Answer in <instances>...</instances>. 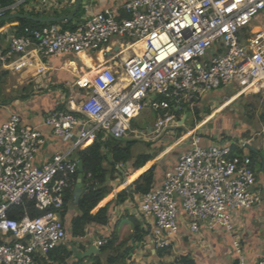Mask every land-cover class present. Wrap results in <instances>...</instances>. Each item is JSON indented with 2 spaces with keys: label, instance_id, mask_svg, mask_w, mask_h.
<instances>
[{
  "label": "built area",
  "instance_id": "2783aa9c",
  "mask_svg": "<svg viewBox=\"0 0 264 264\" xmlns=\"http://www.w3.org/2000/svg\"><path fill=\"white\" fill-rule=\"evenodd\" d=\"M28 1L0 6V17L33 9L35 4ZM38 4L46 11L58 7L54 0ZM81 7L82 18L72 31L47 24L24 27L17 34L13 25L7 51L0 52L3 67L27 54L47 59L100 52L103 59L76 79L78 91L63 109L43 116L42 125L53 136L67 139L76 133L69 150L55 152L40 164L43 132L25 125L17 113L0 123V264H47L48 254L68 240L59 212L76 181L74 152L99 134L102 140L156 139L179 127L177 111L194 109L220 85L236 90L222 106L264 91V23L253 31L254 22H264V0H125L119 12L106 8L93 14L89 6ZM114 40L116 46L111 45ZM145 110L156 113L149 135L131 128ZM206 136L197 129L185 133L186 151L158 186L141 195L138 212L147 239L155 250L170 248L183 218L192 234L203 228L232 236L237 264H264L249 262L233 235L234 214L260 203L251 159L233 153L232 145L243 144ZM25 199L41 215L30 218L26 212L10 218L9 209L22 206ZM105 243L96 241L95 246Z\"/></svg>",
  "mask_w": 264,
  "mask_h": 264
},
{
  "label": "crops",
  "instance_id": "0c3cea01",
  "mask_svg": "<svg viewBox=\"0 0 264 264\" xmlns=\"http://www.w3.org/2000/svg\"><path fill=\"white\" fill-rule=\"evenodd\" d=\"M54 1L57 3L58 7H53L49 11H46L39 6L38 0H34V8L24 14L29 15L33 13L35 15L31 16L35 17L39 14L43 17L71 14L73 10L72 7H74V5L71 4V0ZM124 2L125 0H83L82 6H89L92 14L106 8L119 12ZM75 16L72 20H75ZM81 18L82 15L77 19L80 21ZM12 23L15 22L10 21V25L7 24L0 29V52L5 53L7 51L8 36H10L13 31ZM118 43L117 40H114L111 45L116 46ZM93 59L101 63L103 61L102 54L100 52L94 54L80 53L76 56H51L47 59H40L31 54H27L18 57L17 60L15 59L14 63L10 62L6 67H3L0 63V123L7 120L12 113H17L20 115L25 125L37 127L43 132L46 142L37 155L38 163L41 164L47 161L55 152L66 151L72 147L75 140V132L67 139L57 138L51 134L48 128L42 125V119L46 113L55 110L56 107H64L69 96L75 95L78 91L74 85L76 79L98 64L95 63ZM39 69H42L41 73L38 72ZM6 81L17 82V85L11 86L12 90L8 87L5 88ZM14 89L16 91L15 94H18V96L10 101L6 96H8V94L12 95ZM17 101H24L25 104L23 106L18 105V103H16ZM226 106L227 105H224L220 109ZM177 112V114L182 113V117L177 122V125L179 126L178 128L184 132L187 109H182ZM217 112H219V110ZM153 116L155 117L154 120H156L155 112L145 110L131 122V128L139 130L135 125H137L138 120L141 118V122L145 124L144 126L148 133L149 127L152 128L154 124L150 122L154 118ZM212 116L213 115L209 118L211 119ZM176 118L178 117L176 116ZM145 119L147 123H144ZM259 126L260 128L257 131L249 129L250 134L245 136V139H229L243 144V154L250 157L249 154L251 153L252 169L256 176L254 191H256V194L260 197V203L255 208L248 211L236 212L233 216V235L240 239L245 258L251 263L257 260H264V234H261L260 231L258 232L256 227L259 225L258 229L264 232V134L260 122ZM176 128L171 127L166 129L162 137H164L168 131H174ZM245 129V131L248 130V128ZM191 130L194 129L191 128L190 131ZM186 132H188V130L185 131L181 137L176 139L173 144V140L166 139L164 142V145H166L165 151L160 153V155L157 154V160L154 158L148 161L152 162L148 169L156 165L155 186L161 183L164 172L175 163L177 158L184 151H186L187 140L182 139ZM215 138V136H210L212 141ZM168 153H171L173 157L169 160H164V157L168 155ZM146 154H151V152ZM131 162L123 166H117V169L124 167L123 170L126 180L127 177L134 172L127 173L128 170H126L130 166H128V164ZM115 177L113 181L109 182L111 191L91 211V214L94 215L99 209L107 208L106 224H91L85 230V237L72 239L69 229L71 220L78 214V210L76 207L71 206L65 217V224L70 239L61 244L62 246L68 247L71 245L70 248L72 250L75 248L77 252H84L91 245H95L96 241L105 240L107 242L109 240L113 244L109 253L126 254L125 264H164L170 261H174L173 264H181L178 262L181 257H189L194 264H237L235 255L232 251V236L220 230L207 231L203 228L200 229L198 234H192L187 228L183 218L180 222L179 235L172 241L168 253L164 254L162 257H159L158 250H155L154 247L150 245L147 239L148 235L145 236L142 241L136 242L133 238V227L135 222L139 223L142 230L146 228L145 221L140 218L138 212V202L141 196H128L123 202L118 201L116 196L123 190L132 193V188L130 186L135 180L122 187V185L126 183L123 181V176L118 173ZM119 177H121L120 182ZM98 254H100V249ZM58 257V255H53V257L48 260L47 264H75L76 258H78L75 252L73 257L62 262L57 261ZM102 259H104V257Z\"/></svg>",
  "mask_w": 264,
  "mask_h": 264
},
{
  "label": "trees",
  "instance_id": "16d2710c",
  "mask_svg": "<svg viewBox=\"0 0 264 264\" xmlns=\"http://www.w3.org/2000/svg\"><path fill=\"white\" fill-rule=\"evenodd\" d=\"M11 3V0H0V6L4 8L11 5ZM20 14L24 13L20 12ZM82 14L83 9L80 7L76 14L77 17L75 16V20L59 23L58 25H60L62 30L64 31H72L75 28V24L79 21V19H77L76 21V18L81 17ZM29 15L31 16L35 14L32 13ZM10 21L15 22L17 24V34H20L24 27L37 28L46 25L37 24L35 22H31L24 19H13ZM10 21L2 22L0 24V28L3 27L5 24L10 23ZM61 109H63V107H56V110ZM243 111L247 119L252 120L255 117L256 113L255 102L245 104ZM194 112L195 114L198 113L196 110V106L194 108ZM177 113L178 112H176V115ZM258 118L259 122L263 127L264 134V102L263 109L259 114ZM198 121L200 120L198 119ZM135 143V141H120L110 137L102 140V136L101 134H99L96 141H94L84 150H77L74 153L76 159L82 163V183L85 185V192L80 196L78 202L74 204V184V187L65 193L63 207L59 212V218L65 224V217L69 211V208L71 206H74L78 210V214L71 220V225L69 229L70 237L72 239L84 237L86 228L91 224H106L107 208L99 209L94 215L91 214V211L111 191L109 182L113 181L116 178L115 175H118L119 171L117 169V166H123L132 161L130 163V166L128 167V169L130 168L129 172L134 171L132 173V175L134 174L132 178L139 176L138 178L136 177L137 179H134L135 181H133L130 186L132 188V193H128L126 190H123L116 196V199L118 201L123 202L128 196L133 197V195H144L155 187L154 182L156 165H153L150 169L145 172L143 166L148 161L156 158L157 154H139L135 157H132L130 152L132 146ZM242 150L243 148H237L236 144L232 145V151L234 154L241 155ZM249 155L251 159V153ZM26 212L30 218H34L36 216L41 215V212L37 211L34 208V202L27 199L23 201L22 206L11 207L8 211V215L12 219H18L23 216ZM133 232V238L136 242L142 241V239L148 235V231L142 230L140 228L139 223L137 222H135ZM112 245V242L108 240L104 245L99 248L100 254L86 259L76 258L75 264H125L124 262L126 254L109 253ZM70 247L71 245H69L68 247L62 245L58 246L48 254V260H50L53 255L59 256L57 260L58 262L70 259L74 255V252ZM168 249L169 248L158 250L157 252L159 257H162L164 254L168 253ZM103 257L104 259H102ZM178 262L181 264H194L193 261L189 259V257H181L179 258Z\"/></svg>",
  "mask_w": 264,
  "mask_h": 264
},
{
  "label": "rangeland",
  "instance_id": "374dc122",
  "mask_svg": "<svg viewBox=\"0 0 264 264\" xmlns=\"http://www.w3.org/2000/svg\"><path fill=\"white\" fill-rule=\"evenodd\" d=\"M33 1L34 0H29L27 3L28 4L33 3ZM18 12L27 13L28 11H26L24 7V8H20ZM263 23H264L263 21L254 22L253 23L254 32L259 31L260 28L263 27ZM7 24L10 25V23H7ZM15 24L16 23H12V25H15ZM3 27H1L0 29H2ZM93 60L95 63H98V61H95V59ZM16 85H17V82L6 81L5 88L8 87V88H11L12 90L11 86H16ZM15 92L16 91L14 89L12 95L8 94V96H6L7 99L11 101L12 99H14V97H17L18 94H15ZM235 92L236 90L230 89L229 86L220 85L218 90L212 91L207 96L202 97L200 101L195 103L196 110L198 112L197 114H195L194 109L188 108L187 113H186V121H185L186 125L184 126L185 131L187 130L190 131V129L193 127L192 129L197 128L199 132L206 134L207 135L206 137L215 136L216 138L222 137L228 140L235 139V138L245 139V136L250 134V130L257 131L260 128L258 117L263 109L264 91L259 92V93H251V94L242 95L239 98L234 99L226 107L220 109L221 106L226 101H228V99H230ZM256 96H259V97H256ZM250 102H255L256 104V113H255V117L252 120H248L247 117L244 115V111H243L244 105ZM16 103L22 106L25 104L24 101H17ZM218 110L219 112H217ZM211 115L213 116L210 119L209 117ZM176 116L178 117L176 118V122H178L179 119H181L182 117V113L177 114ZM154 119L155 117L150 121L151 124L154 123L153 122L155 121ZM198 119L200 121H198ZM144 123H147L146 119L144 120ZM144 125L145 124L141 122V118H140L137 122V125L135 126L139 129L138 131L142 132L143 134L149 135L146 132ZM245 128H248V130L245 131L246 130ZM184 132H182V130H180L179 128H176L174 131H168L167 134L164 137H161L157 142H153L154 139H150L147 142H136L132 146L130 154L132 157H135L139 154H146L149 152H151V154L153 153V155L155 154L160 155V153L164 152L166 149V145H164V142L166 139L173 140L172 141V144H173L175 140L181 137ZM157 157H156V160H157ZM171 157H173L171 153H168V155L164 157V160H169L171 159ZM254 158L256 159L255 156ZM151 164L152 162H147L143 166L144 172L151 166ZM129 165L130 164H128V166ZM129 169L128 168L126 169L128 170L127 173H129ZM130 176H132V174ZM119 178H120L119 179V182H120L121 177ZM256 227H257L258 232L260 231L261 234H264L263 231L258 229L259 225H257ZM69 239L70 237L68 233V240ZM173 262L170 261L164 264H173Z\"/></svg>",
  "mask_w": 264,
  "mask_h": 264
},
{
  "label": "water",
  "instance_id": "95a60500",
  "mask_svg": "<svg viewBox=\"0 0 264 264\" xmlns=\"http://www.w3.org/2000/svg\"><path fill=\"white\" fill-rule=\"evenodd\" d=\"M83 0H75V4L73 7V10L70 15H59V16H52V17H43L41 14H39L37 17L35 16H29L25 14H19V13H13V14H7L3 17H0V24L5 21H10L13 19H24L31 22H35L37 24H59L63 22L71 21L74 16L77 14ZM151 127H149L148 133H150ZM162 136L159 138H156L153 140V142H157ZM112 138V137H111ZM114 139V138H113ZM120 141H135V142H146L147 140L140 137H126L121 139H116ZM78 167V173L74 188V204H76L80 198V196L85 192V185L82 183L83 178V168L82 163L78 161L77 163ZM124 168V167H123ZM123 168H118L119 173L123 176V181L126 182V176L124 173ZM73 251L75 252V255L80 259H86L92 256H95L99 252V248H97L95 245H91L87 250L84 252H77L75 248H73Z\"/></svg>",
  "mask_w": 264,
  "mask_h": 264
},
{
  "label": "bare ground",
  "instance_id": "6f19581e",
  "mask_svg": "<svg viewBox=\"0 0 264 264\" xmlns=\"http://www.w3.org/2000/svg\"><path fill=\"white\" fill-rule=\"evenodd\" d=\"M253 31H254V29H253ZM255 32H256V31H255ZM126 54H127V53H126ZM229 102H230V101H229ZM229 102H227L225 105H228ZM230 103H231V102H230ZM133 175H134V174H133ZM133 175H132V176H133ZM132 176H128V177H127L126 183H124V184L122 185V187L125 186L126 184L132 182V181L136 178V177H135V178H132Z\"/></svg>",
  "mask_w": 264,
  "mask_h": 264
}]
</instances>
